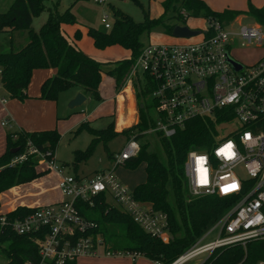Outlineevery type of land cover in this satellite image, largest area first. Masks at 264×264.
Returning a JSON list of instances; mask_svg holds the SVG:
<instances>
[{"label":"built area","instance_id":"built-area-1","mask_svg":"<svg viewBox=\"0 0 264 264\" xmlns=\"http://www.w3.org/2000/svg\"><path fill=\"white\" fill-rule=\"evenodd\" d=\"M180 12L183 20L189 15L205 19V31L194 36L201 38L188 44L142 46L126 76L127 82L136 84L142 108L154 111L151 115L146 110L154 126L143 135L170 138L184 128L186 121L196 118L219 121L216 130L230 123L239 127L230 138L216 139V135L210 152L187 153L184 175L188 192L195 197L228 199L232 206L213 226L219 230L214 241L203 242L206 232L172 264L208 257L222 247L240 245L245 249L250 242L264 241V134L255 131L256 122L264 117V27L253 20L244 24L240 15L226 21L213 15H195L184 8ZM105 28L112 26L107 23ZM235 50L258 52L250 64H244L234 57ZM228 60L241 69L236 70ZM146 96L151 98L148 104L144 102ZM5 102L0 98L2 105ZM1 125L8 126V120ZM139 149L138 141L131 136L113 157L112 170L82 177L67 174L53 152H40L28 142L26 152L9 166L23 163L29 155L37 156L43 170L58 178L56 189L63 199L35 207L32 214L13 221L0 213V236L8 228L31 238L37 247V259L25 264L76 262L99 256L101 247L107 257L136 261L138 253L109 252L97 223L86 219L77 207L84 203L94 208L100 198L128 215L143 232L167 243L172 238L167 214L137 201L133 190L121 184L113 172L136 157ZM257 264H264V260Z\"/></svg>","mask_w":264,"mask_h":264},{"label":"trees","instance_id":"trees-1","mask_svg":"<svg viewBox=\"0 0 264 264\" xmlns=\"http://www.w3.org/2000/svg\"><path fill=\"white\" fill-rule=\"evenodd\" d=\"M48 0H13L6 13L0 14V32L26 31L28 43L18 51L0 53V83L10 99L24 101L26 90L35 70L54 69L56 74L47 79L41 86L40 98L57 101L62 93L78 88L84 95H91L96 102H101L99 85L103 76V66L87 56L78 46L77 41L82 34L76 30L71 35L67 26L76 24L71 8L59 13L56 7L48 10V17L41 28L32 29L33 18L45 11L44 3ZM77 0H75L76 2ZM140 5L138 0H132ZM172 2H180L182 8L195 15H213L221 20H231L241 14L250 17L264 27V5L261 8L249 6L246 11L224 10L213 12L202 0H166L168 6ZM180 10V9H179ZM114 23L110 31L100 32L88 29V36L97 50L119 45L130 52V57L111 65L106 71L119 90L123 85L130 67L138 56L142 44L140 37L149 31L154 24L165 23L164 19L150 20L147 15L144 22L136 23L132 18L118 9L112 8ZM172 27H168L171 34ZM137 124L124 129L121 135L127 140L134 136L140 149L136 157L124 162L123 166L132 170L139 164H145V181L133 189L137 201L147 203L156 211L164 212L169 220V232L172 236L167 243L157 240L133 222L126 214L108 205L98 198L94 208L78 203L83 216L97 223L107 250L113 255L122 252L138 253L152 262L172 264L195 242H197L222 216L231 208L232 202L217 196H202L192 199L188 195L187 182L184 175V163L190 150L210 152L214 137L217 135L216 122L209 119L196 118L186 121L183 129H177L170 137L158 134L166 156L163 164L149 146L143 133L154 126L145 108H140ZM119 117V125H128ZM111 123L106 129L95 130L87 124H81L75 131L77 136L87 132L91 141L83 151L74 152L73 167L91 158L100 144L107 150V142L118 133H114ZM256 132L264 134V117L256 122ZM61 136L56 129L39 132L10 131L5 136V151L0 155V194L16 186L28 184L48 174L38 166L39 158L29 155L27 159L14 167L10 162L27 150L30 142L40 152L55 153ZM18 149L16 153L11 150ZM113 158V155H112ZM39 167V168H38ZM169 186L173 195L174 207L168 201ZM35 211V208L19 206L6 213L9 221L23 218ZM179 220V221H178ZM182 232V237H177ZM0 236V248L6 255L4 264H25L36 261L37 247L29 236H19L10 229H5ZM264 260V241L250 242L245 249L240 245L222 247L212 252L201 264H257ZM67 264H76L69 262Z\"/></svg>","mask_w":264,"mask_h":264},{"label":"rangeland","instance_id":"rangeland-1","mask_svg":"<svg viewBox=\"0 0 264 264\" xmlns=\"http://www.w3.org/2000/svg\"><path fill=\"white\" fill-rule=\"evenodd\" d=\"M13 0H0V14L6 13L9 9L10 4ZM99 0H48L44 3L45 11L40 15L33 18L32 29L37 32L41 26L46 22L48 17V10H53L56 7L59 13L64 12L66 9L71 8V13L75 17L76 24L67 26V32L71 35L74 31L79 30L82 34L80 40L77 41L78 46L84 48L89 52L92 59L95 61L105 64L103 66V77L101 85L99 88V93L102 100L105 102H96L91 95L87 96V101L79 108L70 109L68 104H66V98L69 92L63 93L58 98V105L61 108L60 114H66L68 109L69 113L73 110L84 111L89 113L97 106L92 119L89 121L90 127L95 130L106 129L112 121H117L122 119L123 121H128L132 117V109L130 102L136 103L138 109V102L142 101L140 94L137 91V86L135 83H129L124 79L123 85L119 90H116L123 97H119L121 101H125L122 104L121 110H119V101L116 98V91L114 89L113 79L106 74V71L111 69V65L116 62L126 60L130 57V52L119 45H113L107 47L103 50H97L93 46L92 39L88 36V29H94L100 32H108L110 29L105 28V24L109 23L113 26L114 18L112 14V8L118 9L121 12L129 15L132 20L136 23L144 22L145 16L150 20H160L164 19L165 23L154 24L150 27L149 31L142 34L140 37L141 44H158V45H171V44H188L197 41L201 37H194L190 39H176L168 33L169 26H185L190 30L194 31H205L206 21L201 17H192L189 15L187 19H182L180 16V11L182 9L180 2H172L168 6L165 4L166 0H138L140 5H137L132 0H102L103 2L98 3ZM204 3L216 13H221L224 10H233L238 12H244L248 7L254 6L256 8H261L264 5V0H202ZM180 9V10H179ZM240 16H244L242 21L244 24H249L252 19L245 15L244 13ZM227 21V20H226ZM28 43V35L26 31H10L5 30L0 32V53H7L10 51H18ZM258 51L255 50H235L234 57L239 59L244 64H250L252 60L256 57ZM93 55H96L93 56ZM1 89V88H0ZM131 92V93H130ZM3 95V91L0 90V96ZM133 95V96H132ZM150 96L144 98L145 104L150 102ZM122 103V101H121ZM67 107V108H66ZM148 110V109H146ZM148 112L154 115L153 109H149ZM77 113V112H76ZM135 115L136 113L133 112ZM77 115H82L78 113ZM65 117V115H63ZM122 116V117H121ZM76 117V116H73ZM56 129L61 134V139L55 150V157L64 164L65 170L69 175H78L82 177H88L99 171L112 170L114 167L113 156L123 148L126 144L127 138L121 135L123 130L115 131V126L112 128L114 133H118L117 136L113 137L107 142V150H104L102 144L98 145L89 160L82 162L78 169L75 170L73 167L74 162V152L79 150L83 151L86 149L91 141V137L87 132H82L75 136L73 132L64 133L68 128V124H65ZM138 121L134 122L137 124ZM134 124V125H135ZM131 126L126 127L125 129ZM237 123H230L225 125H220L217 129L216 139L230 138L234 131L238 128ZM1 129V128H0ZM4 129V128H3ZM8 131V129H6ZM5 132V129L3 130ZM12 131V130H11ZM145 140L149 143L150 149L156 153L159 160L166 164V156L164 154L163 148L160 143V139L156 134H150L145 137ZM38 166L43 168L39 163ZM38 167V168H39ZM114 175L119 180L121 184L126 186L128 189L133 190L137 185L145 181V164H139L136 168L130 170L122 165L117 166L114 169ZM54 175H45L41 177L40 180L30 183L25 186H17L13 189L7 190L0 194V212H4L11 207L17 205L27 206L38 204H50L61 199L60 192L56 189L57 180L53 178ZM189 197L192 199H198L200 197L192 196L188 192ZM168 201L170 205L174 207L173 195L169 186V196ZM179 221V220H178ZM219 221V220H218ZM217 221V222H218ZM216 222V223H217ZM215 223V224H216ZM218 229L212 227L203 236L204 243L214 241L218 235ZM177 237H182V232L178 233ZM196 243V242H195ZM194 243V244H195ZM193 244V245H194ZM192 245V246H193ZM191 246V247H192ZM190 247V248H191ZM100 252L104 255V248L101 247ZM187 251V250H186ZM185 251V252H186ZM115 259H87L79 258L76 260V264H131L132 262L120 256H112ZM6 255L0 248V264L6 262ZM205 256L195 258L186 264H201L205 260ZM139 259V258H138ZM142 259V258H141Z\"/></svg>","mask_w":264,"mask_h":264},{"label":"crops","instance_id":"crops-1","mask_svg":"<svg viewBox=\"0 0 264 264\" xmlns=\"http://www.w3.org/2000/svg\"><path fill=\"white\" fill-rule=\"evenodd\" d=\"M81 50L87 56L91 57L89 52H87L84 48L81 47ZM93 56L96 57V55H93ZM55 74H56V70H54V69H42V70L33 71L32 75H31L30 82H29L27 90H26L27 99H25L24 101H19L16 99H10L8 97L7 93L3 90V88L0 89L3 91V95H1L0 98H4L6 100V102L3 105L0 103V128H1L0 129V155H2L5 151L6 133L10 132L11 130L12 131L19 130V131H25V132H39V131H45V130H52L54 128L58 129L59 125L61 126V122L65 120L66 116L68 118L65 122L62 123V125L64 127L65 124H68L69 121H70V124L68 125V128L64 131V133H67V132L68 133H71V132L74 133V131L83 123L87 124L90 127L89 121L92 119V117H93L95 111L97 110L98 106L95 109H93L92 111H90L89 113H86L84 111H79L80 109L77 111L73 110L72 113H69L68 109H67L66 114H63V115H65V117H64L63 115L61 116V114H60L61 108L59 107V105L57 103L58 100L57 101H50V100H45V99L40 98V91H41L42 84L47 79L53 77ZM101 81H102V79H101ZM113 82H114V80H113ZM100 85H101V83H100ZM100 85H99V88H100ZM99 88H98V91H99ZM114 89H115V83H114ZM115 91H116V89H115ZM67 92H69V95L66 98V104H68L76 96V94L82 93V91L78 88L70 89ZM67 92H65V93H67ZM88 95L89 94L85 95L86 101H87ZM99 95H100V93H99ZM120 96L121 95L119 93H117V91H116V98H118V101H119V110H121V108L123 107L122 104L125 102V101H123L124 98H122V100H121L122 103H121V101L119 100ZM100 97H101V95H100ZM121 97H123V96H121ZM101 100H102V98H101ZM104 102L105 101L102 100L101 104H103ZM129 104L131 105V109H132L131 110L132 111V117L130 118L128 125H126V126L119 125V121H117V123H118V126H117L116 121H112L111 123L114 124L115 131H121L128 126L134 125L135 124L134 122L137 121L138 109L136 107V103L134 102L132 105V103L130 102ZM133 112L136 114L134 115ZM78 113H81L82 115H77ZM73 116H76V117H73ZM5 120H8V126H2L1 125V123H3ZM124 122H127V121H124ZM3 128L5 129V132L3 131L4 130ZM6 129H8V131ZM60 136H61V134H60ZM56 160L60 164L64 165L57 158H56ZM49 175H54V174H49ZM53 178H55L58 182V178L55 175ZM40 179L41 178L36 179L32 182H35V181L40 180ZM57 182H56L55 186L57 185ZM29 184L30 183L19 185V186H25V185H29ZM62 199H63V197L61 196V199L57 200L55 202L61 201ZM52 203H54V202H52ZM41 205H46V204H38L36 206L27 205V206H22V207L35 208V207H38ZM19 206H21V205L11 207L10 209H8L4 212H0V213H9ZM112 258L115 259L112 256L107 257L105 255H102V252H100L99 256L87 258V259H102V260L107 259V260H109ZM125 258H127V257H125ZM127 259H129V258H127ZM129 260L131 261V259H129ZM131 262H132L131 264H155L154 262L148 260L147 258H145L143 256H140L139 259H137L136 261H131Z\"/></svg>","mask_w":264,"mask_h":264},{"label":"water","instance_id":"water-1","mask_svg":"<svg viewBox=\"0 0 264 264\" xmlns=\"http://www.w3.org/2000/svg\"><path fill=\"white\" fill-rule=\"evenodd\" d=\"M198 35V31H192L185 26H172L171 36L176 39H188ZM228 62L236 69L240 70L241 66L232 61L228 60ZM86 101V97L83 93H78L76 96L68 103V107L70 109H76L81 107ZM142 108V105H140ZM18 149L11 150V153H16Z\"/></svg>","mask_w":264,"mask_h":264}]
</instances>
